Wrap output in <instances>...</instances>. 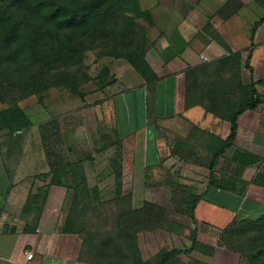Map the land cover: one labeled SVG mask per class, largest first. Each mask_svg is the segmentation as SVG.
I'll return each mask as SVG.
<instances>
[{
    "label": "rangeland",
    "instance_id": "374dc122",
    "mask_svg": "<svg viewBox=\"0 0 264 264\" xmlns=\"http://www.w3.org/2000/svg\"><path fill=\"white\" fill-rule=\"evenodd\" d=\"M61 1L95 5L96 14L60 31L47 18ZM40 2L50 10L29 16L25 56H12L10 26L0 29V178L7 171L5 139H53L55 166L33 178V201L41 207L32 211L41 214L51 199L63 202L54 243L69 264H160L168 252L189 250L195 228L190 197L201 191L195 183L202 184L205 176L173 170L170 159L190 162L174 151L173 140L164 166L137 167L126 159L125 139L116 134L109 112L116 95L147 85L153 92L151 118L157 116L159 78L152 52L165 16L161 0L35 3ZM245 62V55H236L190 71L191 104H201L222 121L231 118L250 97L251 84L261 86ZM62 139L80 143L68 151ZM198 249L169 264H187L196 253L214 257L221 250L264 264V217L235 222L217 239L198 237Z\"/></svg>",
    "mask_w": 264,
    "mask_h": 264
},
{
    "label": "crops",
    "instance_id": "0c3cea01",
    "mask_svg": "<svg viewBox=\"0 0 264 264\" xmlns=\"http://www.w3.org/2000/svg\"><path fill=\"white\" fill-rule=\"evenodd\" d=\"M160 6L165 16L152 52L159 78L157 116L151 118L153 92L147 85L116 95L109 112L116 134L125 139L126 159L137 167L146 170L164 166L173 140L174 151L190 161L187 165L180 158L170 159L173 170L205 176L202 184L195 183L201 187L197 195L203 196L195 211L197 228L201 239H217L235 222L257 221L264 215V188L254 184L264 162L259 167L244 168L233 160L237 151L264 160V22L252 38V29L264 19V0H161ZM253 45V73L249 72L251 79L262 81L257 86L262 103L239 118L235 144L219 156L214 184L209 186L210 166L227 142L231 126L201 104L187 108L189 72L232 55H245L247 59ZM33 141H3L7 171L0 178V264H69L68 255L60 253L54 243L63 202L51 199L43 205L41 214L32 211L38 206L33 201V178L50 173L55 166L50 150L53 139ZM62 142L68 144V151L80 143L78 139ZM28 254L33 255L31 260ZM186 262L249 264L245 258L222 250L214 257L196 253Z\"/></svg>",
    "mask_w": 264,
    "mask_h": 264
},
{
    "label": "trees",
    "instance_id": "16d2710c",
    "mask_svg": "<svg viewBox=\"0 0 264 264\" xmlns=\"http://www.w3.org/2000/svg\"><path fill=\"white\" fill-rule=\"evenodd\" d=\"M37 0H0V29L9 27L11 35L8 36L9 47L14 51L12 56L22 57L26 55L28 49V42L31 36L26 34V26L28 24L29 16L39 15L49 8L43 2L35 3ZM50 10V9H49ZM97 6L95 5H86V6H74L67 5L65 2L61 1L56 4V7L53 11H49L47 21L50 25L54 24L60 31H64L66 29H73L79 27L83 22H85L86 16L94 17L96 14ZM264 22V19L257 23L252 29V38H254L257 29ZM253 48L248 51V56L245 62V68L253 73V68L251 67L250 61L253 54ZM240 55V54H239ZM236 55H232L234 57ZM262 81H259L261 84ZM258 83H252L250 88V97L241 103L231 118L226 119L225 121L230 123L231 131L230 136L224 146L215 154L212 164L210 166V185L214 184V175H215V166L216 162L221 154H224L227 150L232 148L235 144L238 135L239 129V118L245 114L247 111L256 110L262 103V96L258 92L257 89ZM195 104H191L188 86H187V108L190 106H194ZM205 108V107H204ZM209 113H211L207 108H205ZM233 160L238 163L240 166L244 168H255L259 167L263 164L264 160L254 156L248 152L237 151ZM254 184L264 188V169L261 170L254 179ZM97 192V190H95ZM107 193V192H105ZM103 192V194H105ZM100 195V198L102 195ZM109 199H102V201H109ZM203 199V196L200 195H191L190 197V210L189 217L195 225L193 234L194 238L192 240V247L186 251L173 250L164 254L161 257L160 264H169L174 258L183 254H192L195 251H200L198 249V237L199 231L197 228V220L195 217V211L197 204L199 201ZM264 215L258 219L257 221H246L247 223H256L260 221ZM239 222V221H237ZM245 222V221H244ZM226 231V230H225ZM200 238V237H199Z\"/></svg>",
    "mask_w": 264,
    "mask_h": 264
},
{
    "label": "built area",
    "instance_id": "2783aa9c",
    "mask_svg": "<svg viewBox=\"0 0 264 264\" xmlns=\"http://www.w3.org/2000/svg\"><path fill=\"white\" fill-rule=\"evenodd\" d=\"M202 59L207 60L205 57H202ZM32 258H33V255L32 254H28L27 255V259L28 260H31Z\"/></svg>",
    "mask_w": 264,
    "mask_h": 264
}]
</instances>
